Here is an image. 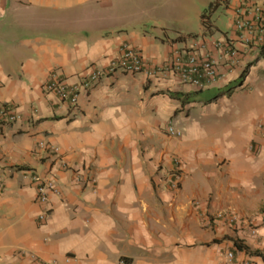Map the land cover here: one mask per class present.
Wrapping results in <instances>:
<instances>
[{
    "label": "crops",
    "instance_id": "1",
    "mask_svg": "<svg viewBox=\"0 0 264 264\" xmlns=\"http://www.w3.org/2000/svg\"><path fill=\"white\" fill-rule=\"evenodd\" d=\"M239 1L173 3L199 25L171 29L144 0H0V104L21 115L0 135V264H264L235 245L264 254V57L215 45ZM123 44L143 71L104 73L77 108L47 91L54 72L81 84ZM177 49L211 53L202 91L216 97L183 100L198 89L155 72ZM33 174L59 195L38 201Z\"/></svg>",
    "mask_w": 264,
    "mask_h": 264
},
{
    "label": "built area",
    "instance_id": "2",
    "mask_svg": "<svg viewBox=\"0 0 264 264\" xmlns=\"http://www.w3.org/2000/svg\"><path fill=\"white\" fill-rule=\"evenodd\" d=\"M232 36L216 41L215 45L221 47L230 61L243 59L254 52H261L264 49V0H240L232 9ZM145 69L143 56L140 51L128 44H123L120 54L112 59L106 69H96L83 78L81 84L68 86L62 78L54 72L52 79L47 85V91L57 93L71 107L79 106V95L81 88H91L104 73H114L118 70L126 73H139ZM172 72L177 79L187 85L203 89L216 78V60L208 53L199 56L190 50H175L169 59L168 64L163 68L156 69L155 72ZM21 119V115L8 104H0V135L3 128L10 123ZM169 132L174 136L181 133L174 127L169 128ZM49 148L53 152L58 151V147L44 142L39 144L40 148ZM177 167L181 169V161L175 159ZM32 181L36 185L37 199L43 204L49 200V193L59 195V190L54 187L52 181L33 174ZM176 186V181L174 183ZM45 213L39 215L40 220L45 219ZM233 252L229 251L228 258H233Z\"/></svg>",
    "mask_w": 264,
    "mask_h": 264
},
{
    "label": "rangeland",
    "instance_id": "3",
    "mask_svg": "<svg viewBox=\"0 0 264 264\" xmlns=\"http://www.w3.org/2000/svg\"><path fill=\"white\" fill-rule=\"evenodd\" d=\"M176 2L183 4L187 2V0H147V1L144 0L143 7L145 9H148L146 12L149 14V16L152 19H161V20L163 19L164 20L163 22H166L171 29H181L183 27H190V26L194 28L198 26L199 12L196 11L195 9L186 11L185 9L180 8V10L177 11L178 12L177 13L176 10L171 5ZM175 12L176 14H174ZM190 12H192V14ZM222 14H223L222 9L219 8V10L216 11L215 17L221 15V17L219 16V18L222 19ZM172 32L174 34L176 33V31H172ZM176 38H178V36ZM218 94H219V90L201 91L199 93V99L200 100L213 99ZM260 129H264V126L261 125ZM250 228L255 229L257 227H255L254 225V227H250ZM252 235H264V234H259L257 231L254 230L252 231Z\"/></svg>",
    "mask_w": 264,
    "mask_h": 264
},
{
    "label": "trees",
    "instance_id": "4",
    "mask_svg": "<svg viewBox=\"0 0 264 264\" xmlns=\"http://www.w3.org/2000/svg\"><path fill=\"white\" fill-rule=\"evenodd\" d=\"M219 3L217 1L210 3L209 8L207 10H204L201 13V17H202V26L208 30V28L210 27V24L208 23V20L210 18V15L217 9V5ZM181 36H178V38H176L175 40L180 39ZM260 55L262 57H264V49L261 50ZM202 89H198L197 91H195L194 93L192 92H187V93H182V95H185V97H182V99L184 100V98H196V94L198 95L199 92H201ZM190 95V96H189ZM235 245L239 248V249H246L248 251H250L251 254H256V255H261L264 259V254H262L259 250H255L252 251L250 249L249 246L245 245L244 243H242V241L240 240H235Z\"/></svg>",
    "mask_w": 264,
    "mask_h": 264
}]
</instances>
